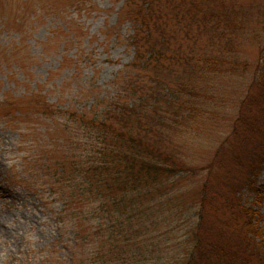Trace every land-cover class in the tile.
Instances as JSON below:
<instances>
[{"label": "rangeland", "instance_id": "obj_1", "mask_svg": "<svg viewBox=\"0 0 264 264\" xmlns=\"http://www.w3.org/2000/svg\"><path fill=\"white\" fill-rule=\"evenodd\" d=\"M144 4L0 0V264L92 263L88 249L76 238L78 231L89 234L96 228L76 226L77 214L85 216L97 205L88 194L81 196L79 188L85 177L77 168L80 158L74 143L81 134L76 110L113 97L133 74L131 65L137 63L133 39L145 28L130 19L129 12ZM155 4L158 15L168 21L167 32L176 39L164 65H188L189 56L204 57L206 65L227 69L236 65L229 75L203 78L214 98L202 99L200 119L188 121L186 132L177 139L195 172L161 185L175 197L170 205L161 199L168 191L151 202L161 221L145 235L161 250L149 261L172 264L182 261L192 245L189 229L197 220L201 185L206 180L213 183L215 174L222 175L220 168L231 165L228 149L236 140L232 125L236 114L230 118L229 113L234 106V113L241 110L264 56V0ZM144 54L147 60L148 53ZM181 68L177 67L179 73ZM46 104L58 109V115L41 117ZM222 141L225 154L216 158ZM253 181L254 191L245 187L239 193L237 212L245 216L252 211L251 217L255 214V223L264 230V165ZM260 246L264 248V241Z\"/></svg>", "mask_w": 264, "mask_h": 264}, {"label": "trees", "instance_id": "obj_2", "mask_svg": "<svg viewBox=\"0 0 264 264\" xmlns=\"http://www.w3.org/2000/svg\"><path fill=\"white\" fill-rule=\"evenodd\" d=\"M156 1L143 0L144 5L129 12L130 19L145 28L133 39L137 51V63L131 65L133 74L118 86L113 97L103 98L81 112L76 110L81 134L79 143H74L80 158L77 168L85 177L79 188L81 196L88 194L97 204L85 216L77 214L76 226L92 224L96 228L89 234L78 231L76 238L88 249L91 264H160L149 258L161 246L145 235L149 227L161 221L152 211L151 202L168 191L161 199L170 205L175 197L161 185L195 172L180 152L177 139L185 126L200 119L202 99L214 98L203 78L214 73L229 75L236 66L227 69V65H206L208 60H196V56L186 57L188 65L177 66H182L180 73L175 65H164L176 39L164 26L168 21L158 15ZM181 1L185 4L188 0ZM215 32H219L218 27ZM144 52L148 53L147 60ZM256 71L241 110L234 113V106L229 113L230 118L236 114L232 123L236 140L228 149L231 165L220 168L222 175H214V184L206 180L201 185L197 220L189 229L192 245L182 261L172 264H264V248L260 246L264 230L255 223V214L251 217L252 211L245 216L237 212L239 193L245 187L254 191L253 180L264 165L263 55ZM57 111L46 104L41 117L57 116ZM217 149L219 158L225 154V141Z\"/></svg>", "mask_w": 264, "mask_h": 264}]
</instances>
